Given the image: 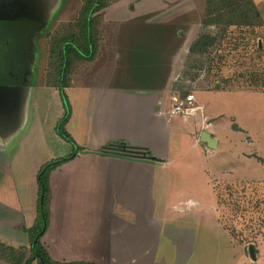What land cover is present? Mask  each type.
I'll return each mask as SVG.
<instances>
[{
  "label": "crops",
  "instance_id": "obj_1",
  "mask_svg": "<svg viewBox=\"0 0 264 264\" xmlns=\"http://www.w3.org/2000/svg\"><path fill=\"white\" fill-rule=\"evenodd\" d=\"M170 1L176 0L111 2L101 12L102 24L143 17L164 9ZM196 37L197 34L191 42ZM120 47L123 57L133 55L125 44ZM139 52L146 54L145 50ZM128 60L130 63L132 59ZM89 72L83 69L72 74L65 87L73 108L65 129L76 146V154L49 173L48 224L40 236L41 245L57 263L190 264L187 249L197 247L196 231L206 224L223 230L212 184L236 182L248 172L254 179L264 180V155L260 154L264 144L245 130V141L260 149L240 155L246 162H260L261 172L249 166L253 163H245L247 173L235 179L232 160L218 169L204 160L209 156L211 162L217 163L219 146L237 131L222 129L219 116L208 113L196 95L206 121L199 112L191 117L169 114L172 81L167 78V69L138 77L136 83L119 73L121 84L108 81L97 86L82 77V73L89 76ZM214 90L264 92L222 86L206 92ZM46 92L47 89L43 91ZM43 100L48 112H36V106L29 101L21 132L6 146L0 142V158L3 152L6 159L0 163V264H24L31 257L28 230L38 216V170L46 160L75 150L57 134L56 121L62 107L56 91H50ZM54 105L56 110L51 114ZM202 131L216 139L214 148L199 140ZM229 141L234 142L232 138ZM114 143L143 149L148 158L120 153ZM194 159L199 160V166H193ZM192 166L198 176L192 180L193 189L184 190V177L177 170L183 174Z\"/></svg>",
  "mask_w": 264,
  "mask_h": 264
},
{
  "label": "rangeland",
  "instance_id": "obj_2",
  "mask_svg": "<svg viewBox=\"0 0 264 264\" xmlns=\"http://www.w3.org/2000/svg\"><path fill=\"white\" fill-rule=\"evenodd\" d=\"M108 1L111 3L117 0ZM253 1L262 13V25L256 27L202 25L200 15L204 0L170 1L164 9L154 10L143 17L124 22H109L103 25L99 17L95 56L90 60L74 62L69 78L77 71L88 69L89 76L82 73L86 82L96 86L108 81L119 85L122 78L118 77L119 73L136 83L138 77L146 74L150 76L157 69H167V78L172 81L169 89L178 86L182 91H194L198 100L205 105L206 111L213 116H219L222 129L228 132L233 129L237 131L234 136L228 137L226 144L224 141V144L219 146L217 163L211 162L209 156L204 160L209 162L208 166L217 169L223 165L226 167V161L232 160L236 166L232 174L235 179L237 175L247 173L245 163H253L249 166L255 167L256 173L261 172L258 166L260 162H246L240 154L260 149L245 141V130H249L264 144V92H206L207 89H213L216 83L226 89L264 88V0ZM48 5L50 7L48 6L46 16L50 21L41 23L35 30L31 28V22L0 20V85L17 82L22 86L15 117L6 123L0 122L1 146L2 141L6 146V143H11L17 132H21L28 116L29 101L36 106V112L41 111L43 115L49 111L44 109L43 99L50 95V91H56L62 107L56 125L60 124L59 128L62 126L66 131L62 120L64 116L68 117L73 109L69 94L65 91L69 82L65 73L59 71L61 67L56 66L57 61L49 59V49L53 39L56 46L61 48L60 36L74 31L76 34L73 48L80 52L87 51L85 33H79V27L76 26L82 0H48ZM129 9L133 10V4L129 5ZM204 31L216 35L214 44L207 52L191 56V39ZM121 44H125L127 51L129 48L133 55L123 57ZM139 50H145L146 54L141 55ZM23 56L22 64L19 62ZM128 59H132L130 63ZM124 71L127 74H124ZM15 74H19L18 79ZM176 76L178 80H175ZM39 86H43L42 90H38ZM44 87L48 92L43 93L46 90ZM62 87L65 99L60 95L59 89ZM34 91L40 93H33ZM55 110L54 105L51 107V114ZM234 123H238L239 127ZM230 138L234 140L233 143H230ZM33 144L36 147V142ZM118 144L114 143L120 147ZM72 147L76 148L73 145ZM73 152L76 154V149ZM260 154L264 155V151L260 150ZM5 160L2 152L0 163ZM195 161L196 159L193 160ZM199 165V160L196 164L193 163V166ZM193 166L190 169L185 168L183 174L177 170V173L184 177L182 183L187 186L184 190L193 189L192 180L198 176V173L193 171ZM249 173L243 177L239 176L236 182L223 180L214 181V185L212 184L223 230L218 226L206 224V227L201 226L196 231L197 247L187 249L192 258L190 264H198L199 261L203 264H231V258L232 264H264V180L257 177L254 179ZM211 179L213 181V177ZM199 193L203 195L201 190ZM251 247L255 254L254 259L250 256ZM171 254L173 252L169 248L168 255ZM178 256L182 258L184 255Z\"/></svg>",
  "mask_w": 264,
  "mask_h": 264
},
{
  "label": "trees",
  "instance_id": "obj_3",
  "mask_svg": "<svg viewBox=\"0 0 264 264\" xmlns=\"http://www.w3.org/2000/svg\"><path fill=\"white\" fill-rule=\"evenodd\" d=\"M108 4V0H82V7L76 20V26L79 27V33H85L84 39L86 41L85 47H87L86 52H80L73 48L72 45L76 34L74 31L60 36L62 37L61 48L56 46L54 39L51 41L52 46L49 49V59L53 58V60L57 61L58 64L56 66L61 67V70L59 71L65 73L66 80L69 81V72L74 62L77 63L78 61L90 60L95 56L99 33V23L97 19L101 17L102 10ZM200 17V23L204 26L256 27L262 25V13L253 0H204L203 11ZM215 40L216 35L214 33L207 31L200 33L192 41L189 47L190 55L196 56V54L207 52L212 44H214ZM63 88L64 87L60 88L59 91L61 97L65 99ZM238 90L245 89L238 88ZM258 90L264 91V88ZM68 117L64 116L62 123H65ZM59 125L60 124L56 125V129L59 128ZM59 132V135L64 140L75 146L73 140L70 138L69 134L63 130L62 126L59 128ZM118 145L120 147H117V145L115 146L118 148L119 152L122 151L120 153L126 152L128 155L136 158H148L147 151H144L143 149L131 147L125 143H119ZM73 153L74 152L70 153L66 157L50 160L47 163H44L38 170V216L34 226L28 230L31 257L26 260L24 264H30L34 259L37 261V264H93L87 262L57 263L49 257L48 253L40 243V236L48 224L49 173L62 162L73 158L75 154Z\"/></svg>",
  "mask_w": 264,
  "mask_h": 264
},
{
  "label": "flooded vegetation",
  "instance_id": "obj_4",
  "mask_svg": "<svg viewBox=\"0 0 264 264\" xmlns=\"http://www.w3.org/2000/svg\"><path fill=\"white\" fill-rule=\"evenodd\" d=\"M48 6V0H0V20L31 22L30 26L35 30L41 23L50 21V18L46 16L50 7ZM28 31L30 30L28 29ZM37 34L39 35L38 32ZM23 59L24 56L19 63L23 64ZM15 76L17 79L19 78V74H15ZM11 85H20V83L15 82Z\"/></svg>",
  "mask_w": 264,
  "mask_h": 264
},
{
  "label": "water",
  "instance_id": "obj_5",
  "mask_svg": "<svg viewBox=\"0 0 264 264\" xmlns=\"http://www.w3.org/2000/svg\"><path fill=\"white\" fill-rule=\"evenodd\" d=\"M215 86L218 87L219 84L216 83ZM21 91L22 86L20 85H0V122L6 123L15 117ZM199 140L206 143L209 148H214L217 143L216 139L207 131L201 132ZM250 256L252 259L255 258L252 247L250 248Z\"/></svg>",
  "mask_w": 264,
  "mask_h": 264
},
{
  "label": "built area",
  "instance_id": "obj_6",
  "mask_svg": "<svg viewBox=\"0 0 264 264\" xmlns=\"http://www.w3.org/2000/svg\"><path fill=\"white\" fill-rule=\"evenodd\" d=\"M175 80H178L177 76ZM167 112L182 117H191L199 112L203 121H206L203 115V106L196 100L195 92L187 89H183L182 91L178 86L172 87L171 89V93L169 94V109Z\"/></svg>",
  "mask_w": 264,
  "mask_h": 264
}]
</instances>
